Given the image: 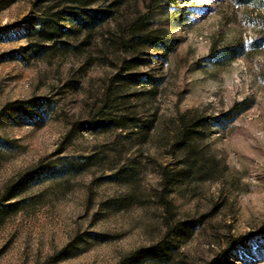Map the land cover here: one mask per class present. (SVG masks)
<instances>
[{"label": "rangeland", "instance_id": "1", "mask_svg": "<svg viewBox=\"0 0 264 264\" xmlns=\"http://www.w3.org/2000/svg\"><path fill=\"white\" fill-rule=\"evenodd\" d=\"M136 252L264 264V0H0V264Z\"/></svg>", "mask_w": 264, "mask_h": 264}, {"label": "trees", "instance_id": "2", "mask_svg": "<svg viewBox=\"0 0 264 264\" xmlns=\"http://www.w3.org/2000/svg\"><path fill=\"white\" fill-rule=\"evenodd\" d=\"M246 3H260L261 0H245ZM82 15H78V13H73L72 21H76L78 26L81 29H84L86 31H91L92 29H95L96 26L102 24L105 22L109 15L111 14L110 11L107 9H82ZM78 19V21H77ZM64 27L61 25V23L52 17L46 16L35 22L32 28V32H30V36L41 39L43 42L47 41H54L56 37L60 34V32H63ZM225 56L229 57V59H234L238 57V53L235 52L233 48L227 49L225 51ZM31 101H14L6 105L2 109V113H4L6 116L20 112L24 109H26ZM246 239L239 238L237 239V245H243L245 244ZM154 250H156L155 246L153 248L148 249V252L154 253ZM134 257V264H137L139 261L138 259V253H134L132 255Z\"/></svg>", "mask_w": 264, "mask_h": 264}]
</instances>
